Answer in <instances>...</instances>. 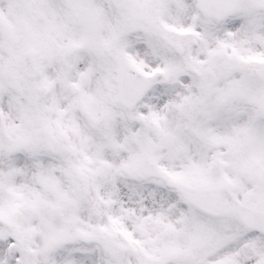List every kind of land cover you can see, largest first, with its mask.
I'll return each instance as SVG.
<instances>
[{
    "label": "snow or ice",
    "instance_id": "6c2138e0",
    "mask_svg": "<svg viewBox=\"0 0 264 264\" xmlns=\"http://www.w3.org/2000/svg\"><path fill=\"white\" fill-rule=\"evenodd\" d=\"M0 264H264V0H0Z\"/></svg>",
    "mask_w": 264,
    "mask_h": 264
}]
</instances>
